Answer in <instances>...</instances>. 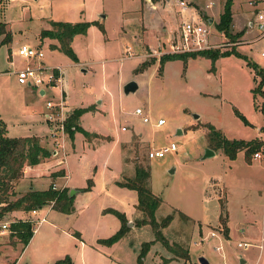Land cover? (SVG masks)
Here are the masks:
<instances>
[{"label":"rangeland","instance_id":"374dc122","mask_svg":"<svg viewBox=\"0 0 264 264\" xmlns=\"http://www.w3.org/2000/svg\"><path fill=\"white\" fill-rule=\"evenodd\" d=\"M146 1L0 0V20L10 31V39L0 44V113L10 136L36 135L51 152L35 171L25 173V165L10 197L52 182L57 190L67 187L69 194L77 190L70 205L64 199L53 206L51 200L37 214L9 212L8 219L33 218V234L24 246L7 233L0 240V264H203L199 257L206 264H264V96L253 90L260 78L257 69L264 70V34L258 37L257 27L239 15L254 20L263 3L232 0L233 40L216 26L225 0H184L185 9L177 0H160L152 10ZM191 19L208 30L209 47L201 49L233 50L214 60L200 54L186 63L169 58L159 70L160 56L170 50L167 36L180 43L181 23ZM52 21L89 22L84 33L71 39L76 59L56 38L40 37ZM20 43L40 46L44 65H63L67 114L93 106L78 122L92 134L75 129L70 136L67 131L65 154L53 153L44 116L46 100L58 93L45 86L42 95L37 87L18 83L11 72L25 63L17 53ZM129 80L138 87L126 93ZM136 106L143 113H135ZM144 115L149 121H143ZM159 117L164 123L157 125ZM208 122L230 139H260V156L250 152L249 158L239 149L231 157L214 149ZM112 134L120 137V146L110 147ZM171 142L175 149L148 156L152 148ZM208 147L213 154L205 155ZM136 166L148 171V186L159 198L157 222L171 215L159 226L161 237L149 222H140L145 215L135 205L136 189L121 183L135 176ZM112 209L129 216L128 229L107 243L102 239L121 225ZM218 244L221 248L215 249Z\"/></svg>","mask_w":264,"mask_h":264},{"label":"trees","instance_id":"16d2710c","mask_svg":"<svg viewBox=\"0 0 264 264\" xmlns=\"http://www.w3.org/2000/svg\"><path fill=\"white\" fill-rule=\"evenodd\" d=\"M231 3L232 0H225L223 11L220 14L219 20L216 23L217 28L221 31L224 30L229 38L237 39V34L231 32ZM52 28H43L40 31V37L48 36L50 38H56L59 42V47L76 59V54L71 47V39L77 33H84L88 21H52ZM102 28V25L98 23ZM10 39V31L5 29V23L0 20V44ZM51 46H56L51 43ZM231 49L220 50L218 48L201 49L197 51L186 52H165L160 56V67L166 59L169 58H181L186 63L188 57H195L200 55H209L213 60L219 55L229 54ZM154 59L153 57H151ZM153 60L150 59V62ZM149 62V61H148ZM145 64V63H144ZM257 74L260 78L256 86L253 88L255 92H260L264 96V90L262 89V83L264 81V70L257 69ZM92 105L76 107L65 119L66 130L71 136L75 129H80L85 136H89L92 133L87 131L78 123L79 116L85 111L92 110ZM262 110L264 113V101L262 103ZM235 113L246 123L248 120L246 117L235 108ZM207 127L209 129V138L212 141V147L222 148L223 151L233 157L239 149H244L246 156L250 158L251 153L256 152L261 146V140L250 139L245 140L242 138H228L222 131L217 128L213 123L208 122ZM251 152V153H250ZM50 150L40 143L39 138L36 135H24V136H10L7 134L5 121L0 117V217H9V212L12 210H30L33 207H42L49 203L51 200H55L53 206L59 205L60 201L66 200L67 204H72L70 197L73 195L68 193V189L62 188L61 190L53 189L51 185L44 189L29 188L24 194L11 199V195L15 190L13 189L14 182L22 176L25 165H34L41 161L42 158L50 155ZM148 171L144 167L136 166L135 176L133 178L122 181L121 183L136 189L137 191V203L136 207L140 209L145 215L140 222H149L153 228H156V236L161 237L160 227L164 226L171 215L168 214L163 218L160 223L157 222L155 217V209L159 204V198L152 192L148 186ZM92 183L91 178H88L86 188L90 187ZM64 210H72V208L61 207ZM120 218L121 225L114 234L102 239L104 242L111 243L120 238L128 229L126 224L128 219L124 212L117 209H112ZM221 218V217H220ZM33 223L28 218H16L11 220L9 224V235L16 237L25 246L33 234ZM226 231V227H225ZM149 242L146 241L144 247L148 246Z\"/></svg>","mask_w":264,"mask_h":264},{"label":"built area","instance_id":"2783aa9c","mask_svg":"<svg viewBox=\"0 0 264 264\" xmlns=\"http://www.w3.org/2000/svg\"><path fill=\"white\" fill-rule=\"evenodd\" d=\"M182 6V9L186 8V2L184 0H177ZM259 2L263 3L262 6L257 8L253 25L257 27L258 37L264 34V1L249 0V4L257 5ZM207 28L196 20H183L180 26V43H176L170 34L167 37L169 41L170 50L168 52H183L188 50L201 49L209 47L207 44ZM167 52V51H166ZM17 53L25 58V63L22 67L13 69L11 72L15 74L17 82L20 84L37 87L42 90V95L46 93L45 86L51 88L52 92L57 94L56 99H47L46 107L48 110L44 113L45 120L50 124V137L52 138L53 153L62 152L65 154L64 136L67 133L65 126V119L68 117L66 111L68 110L66 89L64 87V69L60 64L48 66L44 65L39 59L44 55L40 46H31L27 43H20L17 47ZM264 57V49L260 52ZM134 112L137 114L143 113L140 106L134 108ZM143 121H149V117L144 115ZM164 119L159 117L156 124H163ZM124 128V127H123ZM176 144L171 142L164 147L152 148L148 151L149 157L162 156L166 150L175 149ZM255 157H259L260 153L256 151ZM53 189H57L55 182L51 183ZM53 203V202H52ZM52 205V204H51ZM40 207H33L30 209V213L37 214ZM37 218V217H36ZM44 217L37 218L38 221L43 220ZM12 218L5 217L0 220V240L9 232V224ZM33 221V218L29 219ZM212 236H215L214 231L210 232ZM239 246L244 248L248 247L247 242H238ZM221 245H216L215 249H220Z\"/></svg>","mask_w":264,"mask_h":264},{"label":"crops","instance_id":"0c3cea01","mask_svg":"<svg viewBox=\"0 0 264 264\" xmlns=\"http://www.w3.org/2000/svg\"><path fill=\"white\" fill-rule=\"evenodd\" d=\"M157 2H160V0H150L149 1V3H148V1H146V3H145V5H147L149 8H151V10L152 9H155L154 8V5L153 4H155V3H157ZM144 5V6H145ZM256 9V8H255ZM233 13V12H232ZM240 17H241V19L244 21V22H246L247 21V24H248V26H252L253 25V18H249L248 17V14H245V13H243V12H240ZM248 18V19H247ZM233 19H234V14H233ZM246 20V21H245ZM249 30H251V28H249ZM170 35V34H169ZM168 35V36H169ZM167 36V37H168ZM60 65H62V64H60ZM63 66V65H62ZM65 85H67L66 84V81H65V78H64V87H65ZM26 86H28V85H26ZM42 90H40L39 91V93L40 94H42ZM45 113V112H44ZM83 114V113H82ZM82 114L79 116V119H78V122H79V120L81 119V116H82ZM0 117L4 120V116H2V114L0 113ZM81 126H82V124H81ZM83 127V126H82ZM7 129V128H6ZM86 129V128H85ZM86 130H88V129H86ZM88 131H90V132H92L91 130H88ZM95 131H97V130H95ZM98 132H100V131H98ZM8 134V133H7ZM9 135V134H8ZM112 137L110 138V147H113V146H116V145H119L118 144V139L120 138V137H117V136H115V135H111ZM40 143H41V141H40ZM42 144V143H41ZM100 146H102V144L101 145H97V146H95L94 147V149H96V148H98V147H100ZM120 146V145H119ZM93 147V146H92ZM80 158H81V156H80ZM78 159H79V157H78ZM42 162V160L40 161V162H38L37 164H34V165H30V164H27L26 165V172L25 173H27L28 171L30 172V171H35L37 168V166L39 165V163H41ZM107 165V164H106ZM87 168V167H86ZM94 169H95V164L93 165V167H92V173H94ZM67 172V174H68V176L70 177V175H69V172H68V170L66 171ZM68 177V178H69ZM91 179H92V177H91ZM93 180V179H92ZM77 192V190H74V192L73 193H76ZM72 193V194H73ZM135 205H136V203H135ZM22 210H20V209H16V210H12V214H14V213H18V212H21ZM127 217H129V216H127Z\"/></svg>","mask_w":264,"mask_h":264},{"label":"water","instance_id":"95a60500","mask_svg":"<svg viewBox=\"0 0 264 264\" xmlns=\"http://www.w3.org/2000/svg\"><path fill=\"white\" fill-rule=\"evenodd\" d=\"M138 87V84L135 80H129L125 85H124V91L127 93L129 91H134ZM197 116V115H196ZM214 150L211 148H207L205 151V155H210L213 154ZM74 192V189H71L70 195ZM199 261L203 264L207 263V260L204 257H199Z\"/></svg>","mask_w":264,"mask_h":264}]
</instances>
